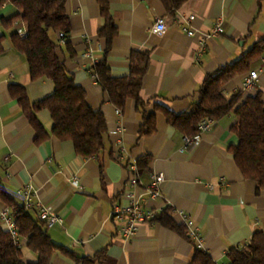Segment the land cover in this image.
Returning <instances> with one entry per match:
<instances>
[{"label": "crops", "instance_id": "1", "mask_svg": "<svg viewBox=\"0 0 264 264\" xmlns=\"http://www.w3.org/2000/svg\"><path fill=\"white\" fill-rule=\"evenodd\" d=\"M70 30L63 43L58 35L57 56L73 81L85 93L87 105L99 111L106 124L105 146L96 156H78L70 142L51 135L52 120L47 110L36 114L49 134L37 142L36 132L25 117L10 87L26 90L30 103L40 102L54 92L51 81H31L28 65L12 46L11 36L26 26L12 22L17 14L9 3L0 2V180L18 204L17 190L34 187L33 201L48 207L61 223L48 228L50 240L65 252L56 251L50 264H189L194 247L181 234L158 222L138 225L135 236L123 240L111 216L112 206L125 207L126 193L140 195L153 174L161 173L163 200H147L145 208L159 215L167 210L176 226L183 228L175 211H184L203 239V251L216 263L227 264L230 249L245 247L255 232L264 234V191L245 179L238 170L231 147L237 145L233 113L212 121L196 146L183 150L182 135L167 122L161 107L180 115L197 99L207 75L240 61L253 50L246 71L227 82L226 100L241 91L245 74L259 66L264 47V0H189L167 12L160 0H105L116 30L106 60L113 78L129 75L132 53H147L149 67L139 92L141 110L128 100L116 115L109 98L94 80L92 66L104 58L105 40L98 37L105 19L100 0H62ZM194 16L195 37L186 36L174 22L175 16ZM157 19H164L162 35L152 32ZM221 21L223 34L201 42ZM244 97L260 94L264 107V75ZM241 108V103L237 109ZM154 116V132L140 135L144 118ZM149 158L139 172L138 162ZM136 165L140 184L128 185L129 166ZM75 183V184H74ZM5 209L0 204V211ZM184 229V228H183ZM22 258L33 263L36 256L20 238Z\"/></svg>", "mask_w": 264, "mask_h": 264}, {"label": "trees", "instance_id": "2", "mask_svg": "<svg viewBox=\"0 0 264 264\" xmlns=\"http://www.w3.org/2000/svg\"><path fill=\"white\" fill-rule=\"evenodd\" d=\"M189 0H160L167 12H174ZM9 3L17 14L7 24L20 22L26 26L24 38L16 33L11 36L13 48L25 59L31 81L46 79L54 86L53 94L37 103H30L26 90L18 85L10 87V93L17 99L25 117L36 132L37 142L49 137L36 114L47 110L53 126L51 135L62 142H70L75 153L82 158L96 156L104 149L106 124L99 111L91 109L85 100L84 91L75 84L72 76L66 71L64 63L57 56L58 45L51 38L52 34L63 33L67 36L70 30L65 5L62 0H0ZM101 11L105 19L103 29L98 37L105 40L104 58L92 66V74L97 83L106 92L109 101L117 109H123L128 100L141 110L144 103L139 92L144 76L149 67L147 53H132L130 56L129 75L126 78H113L107 64L116 30L107 12L105 0H100ZM1 40V39H0ZM264 47V42L260 44ZM2 48L0 47V54ZM253 50L235 64L227 65L215 73L207 75L197 91V99L189 110L175 115L161 107H155L164 114L167 122L185 137L197 133L200 121L208 119L218 121L233 113L237 123L233 132L237 145L230 148L234 162L245 179L256 183L257 191H264V107L260 94L244 97L239 92L226 100L222 94L224 85L235 76L246 71ZM241 103V108L237 109ZM154 116L144 118L140 135L154 132ZM149 164V158L143 157L138 162L139 172ZM0 204L9 209L15 220L19 237L27 241L28 250L36 256L33 263H25L21 249L14 245L6 230L0 226V264H50L56 251L65 252L50 240L48 229L41 222L35 211H26L22 204L16 203L6 192L0 180ZM154 222L181 234L184 229L175 225L167 210L156 215ZM192 243V242H191ZM193 245V243H192ZM194 250L189 264H216L204 251ZM67 253V252H65ZM227 264H264V234L255 232L249 243L240 249H230ZM82 264H93L85 258H75Z\"/></svg>", "mask_w": 264, "mask_h": 264}, {"label": "built area", "instance_id": "3", "mask_svg": "<svg viewBox=\"0 0 264 264\" xmlns=\"http://www.w3.org/2000/svg\"><path fill=\"white\" fill-rule=\"evenodd\" d=\"M194 20V16H183L178 14L175 16L174 22L178 25L180 30L188 37H195L196 31L191 27V22ZM165 21L164 19H157L152 26V32L157 35H162L165 31ZM19 38H24L25 32L17 30L16 32ZM223 34V28L221 21H218L210 32L203 33L201 35V42L206 40H211L219 35ZM66 40V35L63 33L58 34V41L63 43ZM264 75V51L260 59L259 66L249 71L244 75L241 85V91L247 92L255 88L259 78ZM94 80L96 76L93 75ZM116 115H121V110L116 109ZM211 122L208 119H204L199 122L197 126V133L192 137H184L183 139V150H191L197 145L200 135L206 133L210 130ZM130 179L128 180V185L131 188H136L140 184V178L138 174V169L136 165L132 164L129 166ZM164 182V176L161 173L153 174L151 176V181L147 186H144L142 193L140 195H134V193H126L125 198L128 204L125 207H120L118 205L112 206L111 216L112 218L120 224L119 234L121 238L125 241L132 239L136 234V229L138 225L154 222L156 213L150 209L145 208V203L147 200H163V195L161 191V185ZM75 184V183H74ZM17 195H19L23 200V207L26 211H35L37 218L44 222L46 228H51L53 225L61 223V219L52 212L48 207H44L38 202L33 201L34 187L32 185H25L24 187L17 190ZM175 214L179 217L181 224L184 228V233L186 237L193 243V245L203 251V239L200 235L198 228L194 227L193 220L181 210L175 211ZM0 226H2L6 232L9 234L10 238L14 242V245L21 248L20 237L18 234L17 226L14 218L9 209L5 208L0 211Z\"/></svg>", "mask_w": 264, "mask_h": 264}]
</instances>
